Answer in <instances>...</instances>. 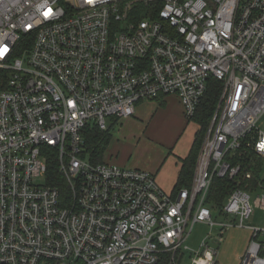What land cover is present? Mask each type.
Returning a JSON list of instances; mask_svg holds the SVG:
<instances>
[{
    "label": "built area",
    "instance_id": "2783aa9c",
    "mask_svg": "<svg viewBox=\"0 0 264 264\" xmlns=\"http://www.w3.org/2000/svg\"><path fill=\"white\" fill-rule=\"evenodd\" d=\"M212 77L223 88L190 186L168 192L151 171L90 159L88 127L170 95L192 119ZM261 123L264 0H0V264H157L179 252L217 264L231 227L252 231L240 264H264V227L244 226L264 211ZM52 150L65 194L49 183ZM249 150L263 159L257 178L236 160ZM216 177L237 185L221 207L208 202ZM197 223L222 228L194 250Z\"/></svg>",
    "mask_w": 264,
    "mask_h": 264
},
{
    "label": "rangeland",
    "instance_id": "374dc122",
    "mask_svg": "<svg viewBox=\"0 0 264 264\" xmlns=\"http://www.w3.org/2000/svg\"><path fill=\"white\" fill-rule=\"evenodd\" d=\"M138 105L135 116L123 120L115 127H111V134L113 143L120 138L124 141L123 150L131 158V167L142 168L146 161L145 158L150 153L153 155L160 154L162 151L161 147L166 146L169 141L167 139L175 134L178 128L179 109L172 102V98L167 103V107L163 108L157 116H155L154 108L143 103L139 107ZM261 126L264 128V123H261ZM195 130L196 125L191 123L188 129L184 131L183 137L190 135L191 132L193 136ZM188 144V140L183 142V147L186 148ZM179 148L182 149V146H179ZM262 176H264V172ZM255 197L253 196L252 198L255 199ZM215 218L218 222L224 223L233 220L231 216L223 217L217 213L214 214ZM244 226L264 227V211L260 208H255L254 213L245 221ZM221 228L219 225L211 227L209 224L197 223L187 238L186 244L190 248L197 250L201 241L210 232L213 236H216ZM251 237L252 231L248 227L229 228L225 234V241L219 245L217 264H237L238 255L243 253L240 256V264L241 257L245 254ZM171 260L173 261L172 257ZM186 262H189V259L183 261L182 264Z\"/></svg>",
    "mask_w": 264,
    "mask_h": 264
},
{
    "label": "trees",
    "instance_id": "16d2710c",
    "mask_svg": "<svg viewBox=\"0 0 264 264\" xmlns=\"http://www.w3.org/2000/svg\"><path fill=\"white\" fill-rule=\"evenodd\" d=\"M223 83L216 78H211L208 83L207 92L203 98L201 105L199 106L197 113L191 119L195 121L200 127L195 133V138L190 148L189 154L183 160L182 171L180 175V181L176 188L182 186H190L193 179L194 169L196 165L197 156L204 139L206 130L210 124V121L214 115L216 107L219 102L220 92L222 91ZM111 132L109 130H100L96 126L88 127L85 131V141L87 152L90 159L93 161H103L104 153L110 143ZM241 160L244 168L247 170L253 169L256 178L259 176L263 159L257 156L252 150L247 151L244 155L237 156L236 160ZM257 161L258 167H253L252 162ZM48 179L49 183L58 186L65 194L69 192L68 184L65 178L59 171V162L54 150L51 151V155L48 158ZM245 187V185H242ZM237 187L234 180L228 178L216 177L213 182V186L210 191L208 202L215 203L221 207L227 196ZM171 253H164L162 258L157 264H182L186 260L185 253H177L173 261L171 260ZM177 259V261H176ZM172 261V262H171Z\"/></svg>",
    "mask_w": 264,
    "mask_h": 264
},
{
    "label": "crops",
    "instance_id": "0c3cea01",
    "mask_svg": "<svg viewBox=\"0 0 264 264\" xmlns=\"http://www.w3.org/2000/svg\"><path fill=\"white\" fill-rule=\"evenodd\" d=\"M170 98H172V102H174V104H176V106L179 109L178 128L175 134L167 139L169 141L167 142L166 146L161 147L162 149L161 153L158 155H153L150 153V155H148L145 158L146 161L144 166L140 168L153 172L156 176V180L158 184L168 192L174 191L177 185L179 184L180 175L183 166V160L189 154L190 148L195 138V133L200 126L195 121L187 118L186 114L184 113L183 105L178 96L170 95V96L162 97L160 99L144 100L138 103L139 105L143 103L154 108L155 116H157L159 115V112L163 108L167 107V103L169 102ZM136 110H137V106H136ZM136 110H135V114H136ZM135 114L133 116H135ZM123 120L114 123L112 127H115L118 123H121ZM191 123L196 125V130L194 131L193 136L191 132L190 135H186V137H183L184 131L188 129ZM112 139L113 137L111 134V140L104 153L103 160L114 164H118L120 166L131 167L132 165L131 158L128 157L126 151L123 150L124 141L120 138L113 143ZM187 140L189 141V144L186 148H184L183 142ZM179 146H182V149H180ZM132 168H136V167H132ZM242 254L243 253H240L238 255L237 264H239L240 256Z\"/></svg>",
    "mask_w": 264,
    "mask_h": 264
},
{
    "label": "snow or ice",
    "instance_id": "6c2138e0",
    "mask_svg": "<svg viewBox=\"0 0 264 264\" xmlns=\"http://www.w3.org/2000/svg\"><path fill=\"white\" fill-rule=\"evenodd\" d=\"M262 147H264V145H262Z\"/></svg>",
    "mask_w": 264,
    "mask_h": 264
}]
</instances>
